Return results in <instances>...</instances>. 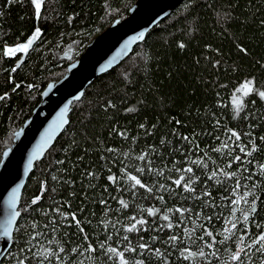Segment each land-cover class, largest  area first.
<instances>
[{
  "label": "trees",
  "instance_id": "16d2710c",
  "mask_svg": "<svg viewBox=\"0 0 264 264\" xmlns=\"http://www.w3.org/2000/svg\"><path fill=\"white\" fill-rule=\"evenodd\" d=\"M134 1L45 0L37 18L31 0H0V159L44 87L108 24L127 16ZM37 28L41 37L27 53L5 54ZM246 81L253 87L248 95L237 91ZM260 91L264 0H182L72 102L66 128L27 179L0 264H120L110 247L123 252L128 264H264L254 243L264 233ZM232 131L239 141L230 139ZM188 167L193 171L183 172ZM129 174L152 191L133 189ZM181 175L192 177L195 192L185 191L183 182L175 185ZM245 193L247 204H232ZM141 219L146 223L136 224ZM132 224L137 231H126ZM241 247L240 259L232 260ZM188 252L197 255L185 259Z\"/></svg>",
  "mask_w": 264,
  "mask_h": 264
},
{
  "label": "water",
  "instance_id": "95a60500",
  "mask_svg": "<svg viewBox=\"0 0 264 264\" xmlns=\"http://www.w3.org/2000/svg\"><path fill=\"white\" fill-rule=\"evenodd\" d=\"M181 1L135 0L127 16L108 24L68 64L58 80L44 87L32 113L14 131L13 141L0 159V234L13 211L20 215L19 204L27 179L35 163L66 128L72 102L82 97L97 76L123 61L147 32L169 16ZM19 215L12 220L10 236L0 235V261L10 248Z\"/></svg>",
  "mask_w": 264,
  "mask_h": 264
},
{
  "label": "snow or ice",
  "instance_id": "6c2138e0",
  "mask_svg": "<svg viewBox=\"0 0 264 264\" xmlns=\"http://www.w3.org/2000/svg\"><path fill=\"white\" fill-rule=\"evenodd\" d=\"M11 2H12V0H9V3H11ZM31 3H32L33 7H34L36 17H37V18H40V16H41V9H42V7L45 5V0H31ZM40 37H41L40 29L37 28V29L35 30V32L33 33V36L30 37V38L27 40V42L22 43V44H20V45H17V46H15V47H7V48L5 49V54H6V55H9V56H14L16 53H27L28 50L32 47L34 41H36V40L39 39ZM181 47H183V45H181ZM13 71H15V69H13ZM244 89H247V91H244ZM237 91H243V94H244V95H248V94L252 93V92H253L252 82H251V81H246L243 85H241V88H240V89H237ZM258 95H259L262 99H264V91H260V92H258ZM4 98H5V97L0 96V100H3ZM235 99H236V97L234 96V100H235ZM241 107H242V102H241V103H237V105H236L237 111H239ZM17 135H18V134H17ZM122 135H123V134H122ZM231 138H235L236 141H239V139H240V135H239L238 133H236L235 131H232V132H231V135H230V139H231ZM184 139H188V138L185 137ZM261 139H264V137H262ZM225 146H227V145H225ZM240 150H241L242 152H244V151H245V148H244V147H241ZM217 151H219V149H217ZM253 151H255V148H253ZM250 154H251V153H246V155H250ZM5 155H7V153H5ZM139 159H140V160H144L145 157H144V156H140ZM236 160H240V157L237 156V157H236ZM31 163H32V162H31V160H30V161H29V166H31ZM193 163H200V161H193ZM229 166H230V165H229ZM205 167H206V165H205ZM137 171H138V172H143L144 169H143V168H138ZM177 171H180V170L177 169ZM192 171H193V169H192L191 167H188V168H186V169H183V172H187V173H191ZM216 175H217V173H216L215 171L212 172V174H211V176L209 177V179L214 178ZM224 175H229V174H228V173H224ZM231 175H235V173H232ZM53 178L55 179V177H53ZM126 178H127V180L133 182V183L131 184V187H132L133 189H135V188L138 186V187H140V188H145V189H146L147 191H149V192L152 191V189H151V188H147L146 185L143 184V183L141 182V180L137 178L136 175H130V174H129V175L126 176ZM182 182H183V188H184L185 191H188V192H195V188L192 187V177L189 176V177L187 178V180H185L184 175H181L178 179L174 180L175 185H177L178 187L182 185ZM239 187H240V185H239V183L237 182L236 189H238ZM236 189H233V195H236ZM42 191H43V188H42ZM205 195H210V193H205ZM247 195H248V193H245V194L241 195V196L239 197V199H234V200H232V204H233V205H238L241 201H243L244 203L247 204V203H248V200L246 199ZM197 198H198V197H197ZM39 199H40V197H36V198L33 200V203H34V204L37 203ZM160 199H163V197H160ZM120 203H121V205H122L123 207H125V208L128 207L127 203H125L123 200H121ZM146 211L148 212L149 215H155L157 210H154V209H152V208H148V209H146ZM177 211H178V212H181V215H183V212H184V211H188V210H186V209H177ZM250 211H251V213H255V211H256L255 201L252 202V208H251ZM17 215H19L18 212H16V211H13V212H12V214H11V218L9 219L7 226L4 227L3 233L0 234V235H3V236H5V237L10 236L9 228H10V226H11V224H12V220H13ZM249 218H250L249 213H247V212L244 213V215H243V219H244V221L247 222V221L249 220ZM72 219H73V220H76L75 214H73ZM132 219L135 220L136 218H135V217H132ZM163 219H164V220H168L169 217H168L167 215H164V216H163ZM209 219H211V217H209ZM76 223H77V226H79L80 222H79V221H76ZM145 223H146V221L143 220V219H141V220H137V221H136V224H141V225H143V224H145ZM136 224H132L130 227H128V228L126 229V231H128V232L137 231ZM228 224H230V225H231V228H233V229L237 227V221H235V220H229V221H228ZM257 226L259 227V225H257ZM167 227H168V228H171V227H172V224L169 223V224L167 225ZM81 231H83V229H81ZM245 231H247V229H245ZM205 234H206L208 237H212V236H213V233H212L211 231H207V230H205ZM228 238H229V237L226 236V237H225V240H227ZM85 239L87 240V236H85ZM124 239L127 240L128 238H127V237H124ZM169 239H170L171 241H176V240H177V237H176V236H170ZM201 239H203V237H201ZM243 240H244V237L241 236V237H240V242H241V244H243ZM223 242H224V241H221V243H223ZM254 243L260 245V247L257 249V251H260V252L264 253V233H261V234L256 238V240L254 241ZM208 246H209V247H212L211 244H209ZM101 247H103V245H101ZM138 247H139L140 249H142V250H148V249H149V245H147V244H145V243H140V244L138 245ZM88 250H90V251H93V250H94V249H92V247H91L90 244H89V249H88ZM129 250H130V251H136L135 248H131V249H129ZM107 251L110 252V253H112V254H114L115 256H118V257L120 258V264H128V261L124 259V253H123V252H119L116 248H111V247L108 248ZM185 251L187 252V249H185ZM243 251H244V249H243L242 247L239 248V249H238V252L232 255V257H231L232 260L235 261V260L240 259L239 252H243ZM156 252L158 253V252H159V249H157ZM195 255H197V253H194V252H188V255L185 256V259H188L190 256H195ZM199 255L203 256V255H204L203 251H201V252L199 253ZM136 264H143V261H138V262H136Z\"/></svg>",
  "mask_w": 264,
  "mask_h": 264
}]
</instances>
